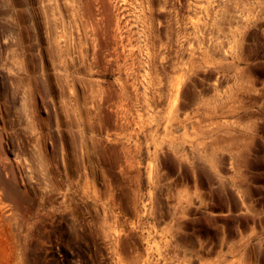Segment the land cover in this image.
I'll return each instance as SVG.
<instances>
[{
	"label": "rangeland",
	"instance_id": "1",
	"mask_svg": "<svg viewBox=\"0 0 264 264\" xmlns=\"http://www.w3.org/2000/svg\"><path fill=\"white\" fill-rule=\"evenodd\" d=\"M0 264H264V0H0Z\"/></svg>",
	"mask_w": 264,
	"mask_h": 264
},
{
	"label": "trees",
	"instance_id": "2",
	"mask_svg": "<svg viewBox=\"0 0 264 264\" xmlns=\"http://www.w3.org/2000/svg\"><path fill=\"white\" fill-rule=\"evenodd\" d=\"M201 224L205 227V222L204 221H202Z\"/></svg>",
	"mask_w": 264,
	"mask_h": 264
}]
</instances>
